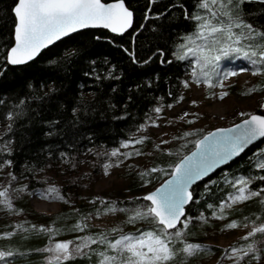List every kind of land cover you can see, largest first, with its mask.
Instances as JSON below:
<instances>
[{"label": "snow or ice", "instance_id": "snow-or-ice-1", "mask_svg": "<svg viewBox=\"0 0 264 264\" xmlns=\"http://www.w3.org/2000/svg\"><path fill=\"white\" fill-rule=\"evenodd\" d=\"M157 0H148V8L145 11V20L152 19V6ZM245 3H264V0H195L193 11L190 13L184 5L183 9L186 20L193 22L191 31L180 34L173 44L171 52L176 61L190 62L191 82L197 86L205 84L209 88H224V81L244 72H251L253 76L264 75V29L249 23L245 18L243 5ZM13 15V39L14 45L8 50L5 57L11 65H24L33 61L43 49H47L54 42L68 37L83 29L104 28L116 34H123L133 25L134 13L125 5L124 0H114L112 3H104L103 0H16L11 9ZM164 13L156 14L160 18ZM144 25L140 27L143 28ZM125 52H128L125 49ZM133 63H138L135 52L129 53ZM153 56L159 58L161 64H171L173 60L165 58L163 49L158 48L143 64H148ZM243 59L248 67L238 70H223L221 62L224 60ZM107 64V58L103 61ZM90 72L95 80L119 79L115 75L116 66L112 65L106 72L97 70L96 61ZM185 88L190 86L188 80L182 81ZM264 90V84H258L247 90V93ZM115 91V89H113ZM45 96L48 93L44 94ZM171 95V93H169ZM226 91L219 93V98L227 96ZM39 99H43L40 97ZM131 99V97H129ZM180 96L177 100H182ZM26 99H20L14 110L6 114L9 121L26 115L24 106ZM195 103V102H193ZM169 104L167 107L171 108ZM114 107V106H113ZM264 107V105H262ZM163 105L154 107L151 112L161 113ZM76 109H73L75 115ZM188 113H184L187 116ZM241 116L247 114L241 113ZM123 119L124 117H117ZM146 115V123L138 126L137 131L146 130L148 126H159L156 119ZM183 119V117H181ZM150 122V125L147 123ZM58 123V122H53ZM188 123H193L189 120ZM13 131V123H9L5 133L0 134V156L11 154V141L4 140L5 135ZM53 133H47L52 135ZM195 133L185 132L182 137L192 136ZM264 138V115H250L241 123L230 128H219L213 132L203 135L194 142V150L188 155H182L166 171L163 183L153 191L142 197L133 199V203L143 201L134 208L117 207L116 202H104L103 210L97 209V216L104 214L124 213L126 219L122 225H131L135 228L133 232H124L123 226L118 225L111 229L96 232L92 235L78 236L75 240L52 242L53 237L61 234V229H53L44 226H31L25 228L23 224L14 226V230L3 233V238H9L17 232H30L33 234H44L49 238V244L35 251L47 253L46 258L40 264H68L78 257L91 260L96 257V264H188V260L201 254H209L211 248L199 243H191L186 237L190 235V227L194 221L208 223V217L203 213L193 217L188 215L186 209L191 203H199L195 200L192 186L213 173L221 165L228 164L231 160L239 157L247 148L255 142ZM147 137L136 136L132 133L127 140L120 141L119 147L110 151L99 153L109 162L103 165L104 172L113 166H120L133 156L142 155L134 146L142 144ZM162 143H168L162 141ZM133 146V151H121L122 148ZM186 145H182L185 147ZM159 147V146H157ZM92 152L93 149H88ZM171 155V153H169ZM65 157V153L60 154ZM264 148L257 149L249 162L253 163L255 169L264 170ZM115 159V165L111 162ZM11 160L0 161V169L11 166ZM162 171L156 167L139 173L141 178ZM9 184L0 186V208L9 213L15 212L11 191L23 192L27 186L12 189L11 184L16 180L14 173H9ZM221 179L231 188V191L221 200L218 209H214L212 216L223 220L226 218L227 210L234 205L247 202L253 198H259L258 205L260 214L264 215V187L253 190L251 185L255 180L264 181V175L243 176L233 175L225 172ZM217 181L210 180L205 185V192L210 191L209 185ZM41 195L46 199H55L67 203L65 196L55 185H49ZM99 199V198H97ZM96 201H92L95 203ZM213 209L212 204H208ZM260 216H257L259 219ZM89 215H82L80 222L73 226V231H84L88 228ZM243 223L237 220L224 225V229H236L239 227L251 230L241 237L243 244L233 245L222 251L221 260L228 259L232 264H259L264 252V245L258 244L254 239L257 234L264 235V223L257 226L255 220L244 217ZM143 225L144 227H136ZM223 230V229H222ZM93 245L96 247L93 248ZM27 253L20 252L11 247L5 250L0 247V264H12V259L17 256H26ZM219 264V262H218Z\"/></svg>", "mask_w": 264, "mask_h": 264}, {"label": "trees", "instance_id": "trees-1", "mask_svg": "<svg viewBox=\"0 0 264 264\" xmlns=\"http://www.w3.org/2000/svg\"><path fill=\"white\" fill-rule=\"evenodd\" d=\"M124 1L134 12V25L128 33L118 36L103 29L83 30L57 42L30 63L13 66L7 63L5 57L14 45L11 9L16 0H0V134L6 132L9 123H13V131L3 137L4 140L12 142L11 154L0 156V161L11 160V172L29 186L39 174L50 169L59 168L73 175H81L79 169L84 155L119 147L120 141L127 140L132 133L136 134L138 126L146 123V115L155 116V113L151 112L154 107L176 104L182 96V81L186 80L190 73V62L174 60L171 52L177 37L191 31L193 27V22L184 18L183 9L179 5H184L191 13L195 0H157L152 6L153 18L149 20L144 19L149 6L148 0ZM243 11L249 23L264 29V3H245ZM158 13L164 15L157 19ZM141 25H144L143 28ZM158 48L163 49L165 58L173 60V63L161 64L159 58L153 56L148 64H143L142 61ZM125 49L128 52H125ZM131 52H135L138 63L132 62L129 55ZM105 58L107 64L103 63ZM93 60L96 61L95 67L98 71L106 72L115 65L114 74L120 78H101L97 81L91 75L86 76L85 73L90 72L93 67ZM258 84H264V75H258L255 85ZM233 89L236 92H244L243 89ZM258 92L262 93L264 90ZM45 93L48 95L45 96ZM40 97L43 99H39ZM22 98L27 101L24 106L26 115L14 122L9 121L6 114L13 111V106ZM73 109H76L75 115ZM260 143L214 177L196 186L193 191L194 198L199 203L194 202L189 206L188 215L196 217L203 213L209 216L214 209H218L221 200L231 191L221 179L225 172L229 177L264 175V170L254 168V161L249 162V157H252L257 149L264 148ZM193 145L192 142L188 144L186 150ZM88 149L93 151L89 152ZM61 153L66 156L61 157ZM180 156L175 154L171 157L165 153L159 159L162 171L150 176V189L166 179L165 172L170 171ZM210 180L217 183L209 185L210 191L205 192V185H208ZM260 187H264V181L255 180L251 185L253 190ZM129 188L134 196L130 200H122L121 203L125 207L140 202L131 201L143 189L136 178H132ZM94 200L96 202L92 203ZM258 200L259 198H253L244 202L240 207L231 210L227 216L241 223L245 222L246 216L255 220L256 224L264 223ZM25 203L28 204V201ZM100 203L93 197L77 207L64 208L58 215H39L36 211H31V215L44 217L47 227H50V222L66 220L64 231L55 236L56 238L53 237L52 242L66 241L76 238L74 233L77 231L72 229L80 222L81 216L95 211ZM208 204H212L214 208L209 209ZM257 216L260 218L257 219ZM195 222L189 231L197 228ZM13 230L14 228H11V231ZM254 239H261L260 244L264 245V235L257 234ZM243 243L245 241L238 240L234 245ZM48 244L49 238L46 235L30 232H17L16 235L0 241V247L5 250L11 247L27 253L26 256L13 258L12 264H40L48 254L35 250ZM95 247L93 245V248ZM210 248L214 254L222 256L224 248ZM94 262L95 256H92L91 260L78 257L68 264Z\"/></svg>", "mask_w": 264, "mask_h": 264}, {"label": "rangeland", "instance_id": "rangeland-1", "mask_svg": "<svg viewBox=\"0 0 264 264\" xmlns=\"http://www.w3.org/2000/svg\"><path fill=\"white\" fill-rule=\"evenodd\" d=\"M241 67H248L247 62L243 59L224 60L221 62V68L225 71L238 70ZM186 80L190 82V86L183 88V99L173 104L171 108L163 106L161 113H155L154 118L159 117L155 121L159 126H148L146 130H140L135 134L138 137H147L142 144L134 146L140 150L142 155L133 156L124 160L120 166L111 167L107 175L104 172L103 165L109 161L106 157L99 155V153L110 151L111 149H101L95 153L84 155L79 169L81 175L79 176L77 174L73 175L64 169H50L39 174L31 186L16 177V180L11 184L12 189L27 187L23 192L11 191L10 193L15 212L9 213L6 209L0 208V241L3 239V233L10 232L11 228H14L17 224L30 227L33 225L47 227L44 217L33 216L31 211H36L39 215L54 216L60 214L64 208L77 207L78 204L85 201L88 202L93 197L99 198L100 202H116L117 207H125L121 203L122 200L125 198L130 200L134 196L129 188L132 178H136L143 188L137 197H142L154 189H150L149 186L151 183L150 176L153 173L143 178H141L139 173L153 167L160 169L159 159L165 153H171V155L169 154L171 157L175 154L177 156L185 155L194 148L193 145L189 150H186L188 144L213 129L229 127L254 113L264 112V107H262L264 105V92L253 91L245 94L248 89L256 86L255 84L258 80V75L253 76L250 71L229 77L228 80L224 81V88H209L205 84L197 86L191 82L190 73L187 75ZM233 87L243 89L244 92H236ZM222 91H226L228 95L220 99L219 93ZM184 113H188V115L184 116ZM241 113L247 115L241 116ZM189 120L193 121V123H188ZM147 123L150 125V122ZM185 132H193L195 134L183 139H177L182 137ZM162 141H167L168 143H162ZM260 144L261 146L264 145V141ZM182 145L186 146L182 147ZM121 151H133V146L130 145L126 149L122 148ZM115 159L112 158L111 161L114 165ZM10 172L11 167L9 166L0 169V186L9 184L10 178L8 174ZM49 185L57 186L68 202L44 198L41 193ZM26 200L28 204L25 203ZM138 203L142 204L144 202L140 201ZM138 203L126 208H134ZM243 203L228 209L227 215L231 210L240 207ZM27 206L29 209H26ZM104 207L105 203H100L95 211L89 213L88 228L84 229V231H77L74 235L76 234V237L92 235L94 230L99 232L122 225V221L126 219L124 213L117 212L115 214L108 213L97 216L96 210H103ZM227 215L223 220L216 219L212 215H206L209 218L208 223L204 224L196 221L197 228L190 231L191 234L186 239L191 243H199L209 247L219 246L226 249L233 246L235 242L241 240V237L251 230V225L248 228L224 229L225 224L236 220L234 218L230 219ZM65 221L50 222V228H58L63 232ZM122 226L124 232L135 231V228L131 225ZM75 239L72 238L70 240ZM255 240L258 244L261 243V239ZM218 262L219 264L232 263L228 259L221 260V255L214 254L212 251L209 254H201L188 260V264H218ZM91 264H96V262ZM253 264H256V262H253ZM259 264H264V252H262Z\"/></svg>", "mask_w": 264, "mask_h": 264}, {"label": "water", "instance_id": "water-1", "mask_svg": "<svg viewBox=\"0 0 264 264\" xmlns=\"http://www.w3.org/2000/svg\"><path fill=\"white\" fill-rule=\"evenodd\" d=\"M104 3H112V2H114V1H109V2H105V1H103ZM125 2V1H124ZM125 5L127 6V4L125 3ZM128 7V6H127ZM129 8V7H128ZM130 9V8H129ZM131 10V9H130ZM132 12H133V10H131ZM134 13V12H133ZM133 25H134V17H133ZM133 25H132V27L130 28V29H128L125 33H123V34H116V33H113V32H111L109 29H104V28H88V29H83V30H89V29H96V30H98V29H103V30H106V31H108L109 33H111V34H114V35H118V36H122V35H124V34H126V33H128L129 31H131L132 30V28H133ZM83 30H80V31H83ZM80 31H78V32H80ZM78 32H76V33H78ZM76 33H73V34H71L70 36H72V35H74V34H76ZM70 36H68V37H70ZM68 37H64V38H62L61 40H63V39H65V38H68ZM61 40H59V41H61ZM59 41H56V42H54V44H56L57 42H59ZM54 44H52V45H50L48 48H50L51 46H53ZM47 48V49H48ZM46 49H43L42 51H41V53L43 52V51H45ZM40 53V54H41ZM39 54V55H40ZM38 55V56H39ZM37 56V57H38ZM36 57V58H37ZM35 58V59H36ZM34 59V60H35ZM31 62V61H30ZM30 62H28V63H30ZM27 64V63H26ZM11 65V64H10ZM13 66H20V65H13ZM252 115H264L263 113H254V114H252ZM247 118H249V116L247 117ZM247 118H245V119H247ZM244 120V119H243ZM242 121V120H241ZM241 121L240 122H238V123H241ZM237 123V124H238ZM232 126H234V125H232ZM232 126H229V127H219V128H230V127H232ZM219 128H215V129H213L212 131H210V132H213V131H215L216 129H219ZM209 133V132H208ZM207 134V133H206ZM206 134H204V135H206ZM200 138H202V137H200ZM199 138V139H200ZM264 140V138H262V139H260L259 141H257V142H255L253 145H251L249 148H247L246 150H245V152L244 153H242L239 157H236V158H234L233 160H231L228 164H226V165H221L220 167H218L213 173H211V174H209V176H207V177H205L203 180H201V181H198L196 184H194L193 186H192V191H194V188L196 187V186H198V185H200V184H202V183H204V182H206V181H208L209 179H211L212 177H214L218 172H220L221 170H223V169H225V168H227L229 165H231L234 161H236L237 159H239L241 156H243L250 148H252L253 146H255V145H257L258 143H260V142H262ZM194 150V148L192 149V150H190L188 153H186L185 155H188V154H190V152L191 151H193ZM166 179H168V177L166 178ZM164 181V180H163ZM163 181L157 186V187H155L153 190H155L156 188H158L162 183H163ZM152 190V191H153ZM193 195H194V192H193ZM192 204V203H191ZM191 204H190V206H191ZM188 208H189V206L187 207V209H186V211L188 210Z\"/></svg>", "mask_w": 264, "mask_h": 264}]
</instances>
